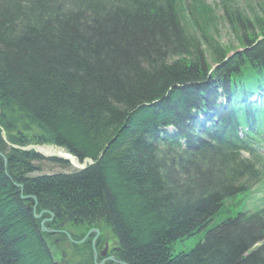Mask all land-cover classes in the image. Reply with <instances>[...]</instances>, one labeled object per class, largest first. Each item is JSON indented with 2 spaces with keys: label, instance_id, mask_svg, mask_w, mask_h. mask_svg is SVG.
Returning a JSON list of instances; mask_svg holds the SVG:
<instances>
[{
  "label": "trees",
  "instance_id": "obj_1",
  "mask_svg": "<svg viewBox=\"0 0 264 264\" xmlns=\"http://www.w3.org/2000/svg\"><path fill=\"white\" fill-rule=\"evenodd\" d=\"M205 2L0 0V109L23 124L9 135L1 114L0 264H56L50 214L107 230L125 264H264V5L220 1L232 52ZM73 246L95 264L90 240Z\"/></svg>",
  "mask_w": 264,
  "mask_h": 264
},
{
  "label": "rangeland",
  "instance_id": "obj_2",
  "mask_svg": "<svg viewBox=\"0 0 264 264\" xmlns=\"http://www.w3.org/2000/svg\"><path fill=\"white\" fill-rule=\"evenodd\" d=\"M220 1L221 0H206L205 2V5L211 7L214 11V14L218 17L216 19V25L214 28V31L216 33L214 34V37H213L214 32H212L211 36L215 39L216 43H218L219 45L225 48H229L230 50L234 49V51L232 52H235L236 50H242V48L244 47H240L239 43L237 42L236 32L233 31L230 23L227 21L228 19L225 18L224 10L222 8ZM260 3L264 5V0H229V2H227V5L229 6L233 5V8H232L233 10L235 8L242 10L249 17V15H251V12L250 10H248L247 6H250L252 9L257 10L258 4ZM211 27L209 26V32H211L213 29V27L212 28ZM200 50L203 52V56L207 58V61H206L207 65L208 64L210 65L212 63V60H210L211 53L203 45L200 46ZM232 52H229L227 56L230 55ZM210 66H214V65L211 64ZM0 108L2 107L0 106ZM10 110L11 109L9 108L0 109V120H1V114L4 112L5 118L3 120V125L6 128L11 130V133L9 135L17 136V134L21 131V127L23 124L19 122V119L16 118L15 115L9 114ZM9 116L12 117V119ZM14 121L16 122V124ZM4 126H2L0 122V135L3 141L7 143V140H6L7 134L3 130ZM40 164L46 171H49V172L60 171L59 167H55L53 165L51 166L47 164L46 162H41ZM92 229H94L95 231H98L96 227ZM59 230H62V231H60L57 234L48 233L50 237L47 238L48 246L50 250L54 253L53 257L55 259L56 264H77L78 261H81V257L79 253L77 254L76 252L77 249L73 246V244L71 245L69 242L63 239V236H62L63 233H66V235H69L71 237L72 235H76V232L72 229V226H64L63 229L59 228ZM98 232L100 233V231ZM100 235H101L100 238L102 240L101 242L109 243V247L111 248L115 246L114 240L107 230H102ZM87 240H91V238L88 237ZM87 240L85 239L84 242H87ZM195 242L196 240L186 241L183 244V246L179 244L176 249L177 250H187L193 247ZM96 258H97L96 264H106L105 261L103 262V259H100L98 257Z\"/></svg>",
  "mask_w": 264,
  "mask_h": 264
},
{
  "label": "water",
  "instance_id": "obj_3",
  "mask_svg": "<svg viewBox=\"0 0 264 264\" xmlns=\"http://www.w3.org/2000/svg\"><path fill=\"white\" fill-rule=\"evenodd\" d=\"M11 148H14V149H18L20 151H33L34 154L36 155H39V156H42L44 158H56L58 160H62V161H65V162H68L70 163V165L75 168L76 170H84L87 166H91L93 164V162L90 160V159H84L81 163L75 158V157H72V156H69V157H65L63 156L62 154L58 153V154H52V155H49V156H44L41 152H40V148L42 147H36V146H28V147H25V148H17V147H14V146H10ZM15 187H18L21 189V186H15ZM22 193V192H21ZM21 199L23 200H27L29 199V197H23L21 196ZM35 201L34 198H31ZM26 209H30L31 208V205L30 203H27L25 205ZM45 212H40L38 215L35 214V204H33V207H32V216L35 218V219H39ZM51 215V219H52V214ZM45 220H42L41 223H40V226H41V229L43 232H46L47 230L43 227V224H44ZM97 233V232H96ZM83 241V240H82ZM81 241V242H82ZM96 258V255L94 253V259ZM107 260L109 261H112L116 264H125V263H122V262H118L116 261L114 258L110 257L108 258Z\"/></svg>",
  "mask_w": 264,
  "mask_h": 264
},
{
  "label": "flooded vegetation",
  "instance_id": "obj_4",
  "mask_svg": "<svg viewBox=\"0 0 264 264\" xmlns=\"http://www.w3.org/2000/svg\"><path fill=\"white\" fill-rule=\"evenodd\" d=\"M48 221V222H47ZM52 220H47L46 219V227L48 226V223H50ZM48 228V227H47ZM62 229V228H61ZM75 232H76V235H72L71 237H74V238H77L79 236H81V230L79 228H72ZM56 230V233H59L60 231L62 230H59V229H54V231ZM95 230L94 229H87V231L84 233L83 237H81L82 239L88 234L87 238H91V242L93 241V245L95 247L96 250L99 251V256L104 260V259H107L109 258L111 255V250L112 248L109 247V243L107 242H104L103 243V246L100 245V234H96L94 232ZM78 233V234H77ZM65 234V233H64ZM86 238V240H87ZM80 240V239H79ZM98 240V241H97ZM93 245H92V248H93ZM102 255V256H101ZM107 263V262H106Z\"/></svg>",
  "mask_w": 264,
  "mask_h": 264
},
{
  "label": "bare ground",
  "instance_id": "obj_5",
  "mask_svg": "<svg viewBox=\"0 0 264 264\" xmlns=\"http://www.w3.org/2000/svg\"><path fill=\"white\" fill-rule=\"evenodd\" d=\"M40 152L44 155V156H49V155H52V154H58V150L54 149V148H50V147H46V148H40L39 149ZM56 150V151H55ZM62 154L63 156L65 157H69L67 154L65 153H60ZM95 232H98V231H95ZM98 241V240H97Z\"/></svg>",
  "mask_w": 264,
  "mask_h": 264
}]
</instances>
